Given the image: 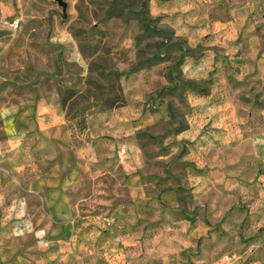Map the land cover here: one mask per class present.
Wrapping results in <instances>:
<instances>
[{
	"label": "rangeland",
	"instance_id": "374dc122",
	"mask_svg": "<svg viewBox=\"0 0 264 264\" xmlns=\"http://www.w3.org/2000/svg\"><path fill=\"white\" fill-rule=\"evenodd\" d=\"M63 1L0 0V264H264V0Z\"/></svg>",
	"mask_w": 264,
	"mask_h": 264
},
{
	"label": "crops",
	"instance_id": "0c3cea01",
	"mask_svg": "<svg viewBox=\"0 0 264 264\" xmlns=\"http://www.w3.org/2000/svg\"><path fill=\"white\" fill-rule=\"evenodd\" d=\"M14 112H8V129L10 134L19 139L23 132L29 131L23 126L28 122V113H20L18 126L14 125L13 120L18 116L13 115ZM35 116L37 119L38 129L41 130L45 137L50 140H70L68 133L64 132V128L57 120L58 116L54 109L47 105L46 102L38 103ZM19 136V137H18ZM15 140V139H14ZM46 203L49 209L51 227L49 228L51 247L62 248L63 238L72 236L75 232L74 227L70 224L72 219V211L69 203L67 192L63 188H55L50 190L46 196ZM71 233V235H70Z\"/></svg>",
	"mask_w": 264,
	"mask_h": 264
},
{
	"label": "trees",
	"instance_id": "16d2710c",
	"mask_svg": "<svg viewBox=\"0 0 264 264\" xmlns=\"http://www.w3.org/2000/svg\"><path fill=\"white\" fill-rule=\"evenodd\" d=\"M183 85H185L189 89H191L195 92H198L200 94H207L208 93V89L206 87H204L203 83H200V82L187 80L185 82L183 81Z\"/></svg>",
	"mask_w": 264,
	"mask_h": 264
},
{
	"label": "water",
	"instance_id": "95a60500",
	"mask_svg": "<svg viewBox=\"0 0 264 264\" xmlns=\"http://www.w3.org/2000/svg\"><path fill=\"white\" fill-rule=\"evenodd\" d=\"M55 1L58 3L59 6H61L63 8L64 13H65V10L67 7L66 3L63 0H55Z\"/></svg>",
	"mask_w": 264,
	"mask_h": 264
}]
</instances>
